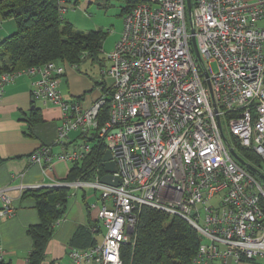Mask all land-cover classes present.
Segmentation results:
<instances>
[{
  "label": "built area",
  "instance_id": "1",
  "mask_svg": "<svg viewBox=\"0 0 264 264\" xmlns=\"http://www.w3.org/2000/svg\"><path fill=\"white\" fill-rule=\"evenodd\" d=\"M136 1L89 105L63 99V66L48 62L27 72L37 77L34 99L62 114L54 145L32 152L30 162L46 169L54 159L81 161L95 138L115 165L117 185L101 181L104 169L91 181L52 185L93 189L101 200L89 206L100 238L71 248L70 264H123L121 247L143 207L196 230L193 264H264V183L232 158L221 123L237 147L264 162V0H191L190 18L185 0ZM54 2L60 18L77 5ZM8 80L1 76L0 88ZM7 190L0 188V221L14 214Z\"/></svg>",
  "mask_w": 264,
  "mask_h": 264
},
{
  "label": "trees",
  "instance_id": "2",
  "mask_svg": "<svg viewBox=\"0 0 264 264\" xmlns=\"http://www.w3.org/2000/svg\"><path fill=\"white\" fill-rule=\"evenodd\" d=\"M120 1L125 4L121 8L123 14L137 2ZM64 16L59 17L54 0H0V19L12 20L16 25L14 33L0 39V78L6 75L11 80L18 73L27 74L30 69H39L48 62L63 67H77L84 59L101 63L99 53L106 33L101 29L79 31ZM87 92L73 99L80 101ZM40 120L38 110L31 112L26 119L28 128L32 130ZM88 141L91 151L83 160L70 163L65 183L91 181L97 171L103 173L105 144L95 138ZM236 152L245 162L261 169V161L254 153L239 147ZM25 198L33 199L39 217L37 224L27 228L31 248L26 264H42L46 260L47 246L66 214L70 188L33 187L22 192L21 199ZM89 225L97 229L91 231ZM100 232L97 224L89 219L87 226L77 228L69 246L91 247L97 243ZM199 244L196 230L186 220L143 207L132 240L121 247V259L123 264H193ZM0 264L11 263L1 259Z\"/></svg>",
  "mask_w": 264,
  "mask_h": 264
},
{
  "label": "crops",
  "instance_id": "3",
  "mask_svg": "<svg viewBox=\"0 0 264 264\" xmlns=\"http://www.w3.org/2000/svg\"><path fill=\"white\" fill-rule=\"evenodd\" d=\"M2 21L0 19V35L5 30V22ZM64 68V76L58 79L59 90L65 101H71L87 91L73 90V66L65 65ZM36 78L18 73L0 88V188H8L14 211L12 216L0 221V246L3 249L2 260L11 264H26L31 248L27 228L39 222L33 199L22 200V192L33 187H49L65 182L71 166L69 162L54 159L48 168L43 169L29 160L32 152L54 145L62 115L59 108L43 106L34 99L32 83ZM97 94H86L83 98L85 106ZM35 110H38L41 120L30 130L26 119ZM69 145L65 148H69ZM53 151L61 153L63 150L60 146H54ZM95 195L93 191L89 197L86 190H81L80 198L76 194L74 198L70 196L66 214L47 246L46 260L42 264H70L68 253L73 247L69 246V242L77 228L87 226L89 219L92 224H98L96 213L89 209L90 204L96 203L91 201ZM91 227L89 225V229Z\"/></svg>",
  "mask_w": 264,
  "mask_h": 264
},
{
  "label": "rangeland",
  "instance_id": "4",
  "mask_svg": "<svg viewBox=\"0 0 264 264\" xmlns=\"http://www.w3.org/2000/svg\"><path fill=\"white\" fill-rule=\"evenodd\" d=\"M124 6V2L120 0H77V5L65 15V19L79 31L88 32L101 29L106 33V39L99 53L101 63L92 62L91 59H84L77 67H73V90L89 91L87 94H94L99 91V85L97 83L101 82V72L109 66L107 54L114 48L115 43L118 41L123 31L125 14L122 13L121 8ZM9 21H2L3 23L5 22L3 25V29L5 30H3L0 35L2 38L10 35V33H14L16 30L14 21ZM221 123L228 143L236 150V141L233 140V137L229 133L223 117L221 118ZM72 135L74 139L78 133L73 132L71 136ZM83 143L84 141L82 139L76 141V144L79 146ZM260 161L261 170L264 172V162H262V160ZM85 190L86 195L90 197L93 193V189ZM72 194L73 198L75 194L76 197L80 198L81 190H70V196ZM91 198H89L91 201H95L97 204L101 203V200H99V193Z\"/></svg>",
  "mask_w": 264,
  "mask_h": 264
},
{
  "label": "water",
  "instance_id": "5",
  "mask_svg": "<svg viewBox=\"0 0 264 264\" xmlns=\"http://www.w3.org/2000/svg\"><path fill=\"white\" fill-rule=\"evenodd\" d=\"M186 3V11H187V15L190 18V14H191V0H185ZM191 34L193 35L194 30L191 28ZM192 42V46H193V50L195 52V54L198 56V50H197V46H196V42H195V38L192 37L191 39ZM205 78L207 79V75L205 74ZM207 86L209 87V91L211 93V87H210V83L207 80ZM219 123V121H218ZM224 141H226L225 137H223ZM226 147L230 153V155L232 156V158L239 164L241 165L243 168H245L246 170H248L250 173L255 174L263 183H264V174L261 173L258 169H256L255 167H253L251 164L245 162L230 146L228 143H226ZM111 155L109 151H106L103 155L102 158V167L104 169V172L107 173L105 174L102 178L101 181L103 183H108V184H113V185H117L116 182H112L111 181V176L110 173L115 171V165L112 161H110Z\"/></svg>",
  "mask_w": 264,
  "mask_h": 264
}]
</instances>
